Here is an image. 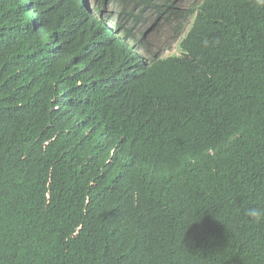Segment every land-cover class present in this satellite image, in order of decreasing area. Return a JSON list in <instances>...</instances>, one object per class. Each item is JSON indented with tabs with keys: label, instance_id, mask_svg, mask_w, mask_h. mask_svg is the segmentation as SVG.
Returning <instances> with one entry per match:
<instances>
[{
	"label": "trees",
	"instance_id": "16d2710c",
	"mask_svg": "<svg viewBox=\"0 0 264 264\" xmlns=\"http://www.w3.org/2000/svg\"><path fill=\"white\" fill-rule=\"evenodd\" d=\"M93 1L0 0V264H264V0Z\"/></svg>",
	"mask_w": 264,
	"mask_h": 264
},
{
	"label": "rangeland",
	"instance_id": "374dc122",
	"mask_svg": "<svg viewBox=\"0 0 264 264\" xmlns=\"http://www.w3.org/2000/svg\"><path fill=\"white\" fill-rule=\"evenodd\" d=\"M140 1V0H139ZM162 1V0H159ZM199 2V0H174L173 10L165 12L161 18L156 21V13L150 9L141 12V19L135 23V28L138 34L144 32V39H146L154 52L160 58H166L171 55H180L179 43L182 37L188 31L193 16L190 11ZM88 5L93 6L94 1L88 0ZM138 3L137 0H125L124 3L121 0H113V4L107 7V13H111L116 17L118 11L125 7L127 11H132L133 14H138L142 8V4L139 2L134 7V4ZM130 24L131 22L128 21ZM182 30V35H178V31ZM142 56L147 57L146 53L140 50Z\"/></svg>",
	"mask_w": 264,
	"mask_h": 264
},
{
	"label": "clouds",
	"instance_id": "9594fccd",
	"mask_svg": "<svg viewBox=\"0 0 264 264\" xmlns=\"http://www.w3.org/2000/svg\"><path fill=\"white\" fill-rule=\"evenodd\" d=\"M202 2H203V0H199V2H198L196 5H194V7L192 8V10L190 11L191 15L193 16V20H194V17H195V15H196V9L198 8V6H199L200 4H202ZM89 7H90V6H89ZM172 7L174 8V6H172ZM90 8H92V7H90ZM193 20H192V22H191L190 27L192 26ZM190 27H189V29H190ZM189 29H188V31H189ZM188 31L186 32V34L188 33ZM186 34L182 37L181 41H182L183 38L186 36ZM178 35H179V36L182 35V30H179V31H178ZM181 41H180V43H181ZM180 43H179V49H180ZM180 51H181V49H180ZM139 52H140V51H139ZM180 55H181V54H180ZM172 56H179V55H171V56H168V57H172ZM168 57H166V58H168Z\"/></svg>",
	"mask_w": 264,
	"mask_h": 264
}]
</instances>
